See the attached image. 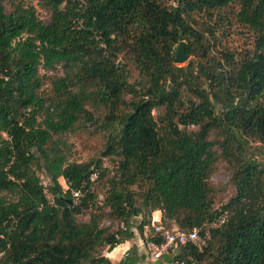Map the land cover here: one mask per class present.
I'll return each mask as SVG.
<instances>
[{
	"label": "trees",
	"instance_id": "1",
	"mask_svg": "<svg viewBox=\"0 0 264 264\" xmlns=\"http://www.w3.org/2000/svg\"><path fill=\"white\" fill-rule=\"evenodd\" d=\"M38 3L48 22L24 0H0V264H137L134 245L118 263L100 250L131 239L132 218L150 232L155 211L178 230L226 212L203 251L177 245L168 264H264V163L250 153H264V0ZM234 25L252 39L241 54L222 45ZM180 34L184 65L174 62ZM57 67L48 103L40 69ZM96 123L108 132L101 156L116 157L112 171L101 158L67 162L55 138ZM219 158L234 193L215 209ZM93 173L107 190L79 222L96 204ZM104 215L122 226L102 227Z\"/></svg>",
	"mask_w": 264,
	"mask_h": 264
},
{
	"label": "rangeland",
	"instance_id": "2",
	"mask_svg": "<svg viewBox=\"0 0 264 264\" xmlns=\"http://www.w3.org/2000/svg\"><path fill=\"white\" fill-rule=\"evenodd\" d=\"M24 4H30L35 7L36 13L43 21L48 22L50 20V13L49 11L42 7L38 0H24ZM9 7V6H8ZM197 17L196 22L200 24L203 18L198 19V15H195ZM185 43H187V40L184 38ZM251 35H249L246 31H244L239 25H234L232 28H230L228 34L226 35V39H222V45H224L231 53L235 54H241L246 51L251 45ZM179 43V42H178ZM178 43L174 46V51L176 50V47ZM190 58V57H189ZM188 58V59H189ZM122 58L116 59V63L119 65H122ZM185 63V62H184ZM184 63H181L180 65H184ZM41 73H45L47 76L44 81L43 85V94L47 95L48 103L52 97V91H51V84L49 81V76L57 74L62 75V67H57L56 71H45L43 69H40ZM131 77H129V81L132 82L135 78L139 77L136 71L132 70L129 71ZM157 111H154V114H156ZM101 121L104 120V118L100 119ZM99 123V122H98ZM87 124V126H75L72 131L65 132L60 136H57L55 138H60L62 141V149L64 150L65 157L67 162H87L90 160H97L101 158L102 166L107 167L109 171H112L114 167L116 166V157L115 156H107L102 157L101 151L104 148V144L106 142L107 138V131L103 130V127L99 126V124ZM252 147H257L259 144H252ZM250 153L252 156H254L257 161L264 163V153L262 151H259L257 148H251ZM215 169L213 173L211 174L209 178V182L214 184L218 189L217 194L215 195V202L214 207L215 209H220L222 204H224L234 193V187L233 184L230 181V173L227 170L225 162L219 158L215 162ZM40 179L42 180V183L44 186L49 185V178L47 177L44 168L39 169L37 171ZM108 177V176H107ZM93 184H92V191L95 192L96 195V204H93L88 209H85L81 214L77 216V219L79 222H88L90 219L91 213H94L96 211V205H99V203L102 201V199L105 196L106 190H107V183H106V177H103L101 180L97 179V175H93ZM59 182L62 185L63 190L65 191L67 189V184L65 183L64 179L59 178ZM45 194L47 199L50 203L53 202V196L48 191V189H45ZM5 198L7 199H13L12 195L5 194ZM76 202L78 201V198H75ZM154 215V214H153ZM154 217V216H153ZM152 217V220H153ZM142 219V216L132 218L131 223L133 225L132 231L134 233V236L130 240L131 245H134L137 249V255H139L140 259L137 264H168L169 262L167 259L172 260L175 253H177V249L168 250V252L164 253L163 256L158 259L157 261H152L147 248L144 244V237L145 234H140L139 231L136 228V225H138L139 221ZM165 225L164 223H162ZM100 225L102 227L109 228L110 231H115L120 226H122V223L118 220L111 218L107 215H104ZM175 227V225H172V227ZM144 233V229H143ZM112 251H107V248L100 250V254L106 255L111 257L112 259L114 256L110 254ZM171 264H179L175 261L170 262Z\"/></svg>",
	"mask_w": 264,
	"mask_h": 264
},
{
	"label": "built area",
	"instance_id": "3",
	"mask_svg": "<svg viewBox=\"0 0 264 264\" xmlns=\"http://www.w3.org/2000/svg\"><path fill=\"white\" fill-rule=\"evenodd\" d=\"M91 175V180H93ZM81 192L73 191V197L79 198ZM226 220V212L224 211L218 218L201 226L194 227L190 230H178L175 228L165 227L161 220L152 221V230L149 232V227H144V244L152 261L160 259L164 253L170 248L177 245L192 244L198 251H203L207 247L211 238L212 229L220 227ZM179 264H185L180 262ZM190 264H195L191 262Z\"/></svg>",
	"mask_w": 264,
	"mask_h": 264
},
{
	"label": "crops",
	"instance_id": "4",
	"mask_svg": "<svg viewBox=\"0 0 264 264\" xmlns=\"http://www.w3.org/2000/svg\"><path fill=\"white\" fill-rule=\"evenodd\" d=\"M154 215V217H153V219L154 220H159L160 219V216H161V214H160V212L159 211H155L154 213H153ZM132 239V238H131ZM131 239H129V240H126L125 242H122V243H120V244H118L117 246H115L111 251V253L110 254H112L113 256H114V258H116V259H112L111 257H109V259L113 262V263H118L123 257H124V255L126 254V251L131 247V246H133V245H131V243H130V240ZM139 256V255H138Z\"/></svg>",
	"mask_w": 264,
	"mask_h": 264
},
{
	"label": "water",
	"instance_id": "5",
	"mask_svg": "<svg viewBox=\"0 0 264 264\" xmlns=\"http://www.w3.org/2000/svg\"><path fill=\"white\" fill-rule=\"evenodd\" d=\"M188 60V55L186 53V43L182 34L179 35V43L175 50L174 62L176 64L184 63ZM71 202V200H69Z\"/></svg>",
	"mask_w": 264,
	"mask_h": 264
}]
</instances>
